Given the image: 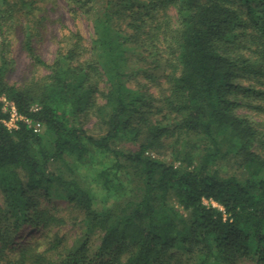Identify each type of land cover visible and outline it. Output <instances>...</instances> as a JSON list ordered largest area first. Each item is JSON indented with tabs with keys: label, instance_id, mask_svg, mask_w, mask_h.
Segmentation results:
<instances>
[{
	"label": "trees",
	"instance_id": "obj_1",
	"mask_svg": "<svg viewBox=\"0 0 264 264\" xmlns=\"http://www.w3.org/2000/svg\"><path fill=\"white\" fill-rule=\"evenodd\" d=\"M66 1L48 61L57 0H0V264H264V0Z\"/></svg>",
	"mask_w": 264,
	"mask_h": 264
},
{
	"label": "rangeland",
	"instance_id": "obj_2",
	"mask_svg": "<svg viewBox=\"0 0 264 264\" xmlns=\"http://www.w3.org/2000/svg\"><path fill=\"white\" fill-rule=\"evenodd\" d=\"M52 5V4H51ZM51 20L49 22V30L48 35L45 36V41L42 43L40 50L43 57L51 61L54 58L55 51L57 48V43L55 37L53 38V33L60 34V31L65 30H79L81 31L87 40H91L93 34V26L91 20L81 12H74L70 7L69 3L66 0H57V3L53 6L51 10ZM51 31V32H50ZM54 31V32H52ZM12 57L14 60L13 68L9 72L8 78L10 82L21 84L27 81L32 76L36 75H43L47 72L46 69L42 67H38L32 63V60L24 51L21 46V39L20 37L15 38ZM151 91L155 92L158 89L157 85L151 84ZM241 113L249 114L254 119L260 120V116L257 115L255 112L249 111L246 108L240 109ZM94 119H88L86 121V127L93 128ZM90 183H92L90 181ZM94 184V183H92ZM92 187L96 188L95 185ZM2 198L0 194V199ZM59 202L62 207H66L64 201H57ZM206 203H209L207 200ZM214 205H217L214 203ZM77 228L72 224H65L61 226L59 231L62 233H67L68 235H74L77 233ZM57 228L50 229L49 233L56 231ZM47 233L46 230L31 228V227H24L20 233L16 236L15 242H19L20 244H25L32 242L42 236L44 233ZM71 240V239H70Z\"/></svg>",
	"mask_w": 264,
	"mask_h": 264
},
{
	"label": "built area",
	"instance_id": "obj_3",
	"mask_svg": "<svg viewBox=\"0 0 264 264\" xmlns=\"http://www.w3.org/2000/svg\"><path fill=\"white\" fill-rule=\"evenodd\" d=\"M24 119L28 124H30L31 126H33V128L35 129V131L40 132L42 130V123L40 122H34L29 118H25L23 116H20L15 107L12 106V113H11V118L8 119L7 121H5V123L9 126V127H16L17 126V121L18 119Z\"/></svg>",
	"mask_w": 264,
	"mask_h": 264
}]
</instances>
